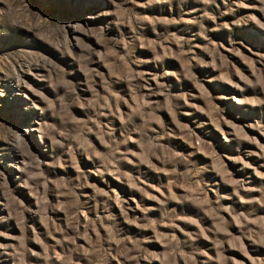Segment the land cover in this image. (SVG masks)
<instances>
[{
    "label": "rangeland",
    "instance_id": "obj_1",
    "mask_svg": "<svg viewBox=\"0 0 264 264\" xmlns=\"http://www.w3.org/2000/svg\"><path fill=\"white\" fill-rule=\"evenodd\" d=\"M0 264H264V0H0Z\"/></svg>",
    "mask_w": 264,
    "mask_h": 264
}]
</instances>
